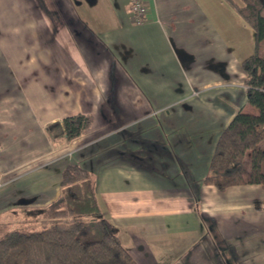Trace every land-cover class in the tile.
Returning <instances> with one entry per match:
<instances>
[{"label": "crops", "instance_id": "obj_1", "mask_svg": "<svg viewBox=\"0 0 264 264\" xmlns=\"http://www.w3.org/2000/svg\"><path fill=\"white\" fill-rule=\"evenodd\" d=\"M145 1L135 24L130 0H2L0 228L39 221L77 165L137 264H264V188L204 183L249 109L233 46L248 26L226 0ZM77 114L91 127L53 142Z\"/></svg>", "mask_w": 264, "mask_h": 264}, {"label": "trees", "instance_id": "obj_2", "mask_svg": "<svg viewBox=\"0 0 264 264\" xmlns=\"http://www.w3.org/2000/svg\"><path fill=\"white\" fill-rule=\"evenodd\" d=\"M226 1L254 32V53L241 61L249 109L240 110L221 133L204 183L220 191L245 184L264 188V0ZM92 122L91 115L77 114L46 131L53 142L64 136L68 145ZM61 186L60 196L41 210L37 229L12 230L0 238V264H137L103 216L90 173L69 165Z\"/></svg>", "mask_w": 264, "mask_h": 264}, {"label": "rangeland", "instance_id": "obj_3", "mask_svg": "<svg viewBox=\"0 0 264 264\" xmlns=\"http://www.w3.org/2000/svg\"><path fill=\"white\" fill-rule=\"evenodd\" d=\"M234 1L240 2V0H234ZM9 5H10L9 3H7V2L4 3L1 0L0 1V12H3V11L6 12L8 9H11L12 6L9 8L8 7ZM13 9L22 11L23 10V4L22 3H16L13 5ZM247 26H248L247 29H239V30L237 29L239 34L235 35V39L233 40V46L239 49L238 53H240L242 55V57H244V58L247 56H250L254 53V46H255L253 29L248 24H247ZM5 54H6V52H5ZM4 71H5V68H4V66L1 65V67H0V80H1V82L3 80H6V78L3 77V75H5ZM0 86H2V85L0 84ZM0 89L2 90V87H0ZM41 220H42V217L39 218V221L32 219L31 223H29L28 225H23V223L21 224L18 221L16 223L15 227L9 228L10 229L9 231L5 230V227L0 228V235L3 236V235H5V233H8L12 230H19V231H27V230H32V229L35 230L40 226ZM2 233H4V234H2Z\"/></svg>", "mask_w": 264, "mask_h": 264}, {"label": "built area", "instance_id": "obj_4", "mask_svg": "<svg viewBox=\"0 0 264 264\" xmlns=\"http://www.w3.org/2000/svg\"><path fill=\"white\" fill-rule=\"evenodd\" d=\"M129 10L133 23L142 24L146 22L148 7L145 0H130Z\"/></svg>", "mask_w": 264, "mask_h": 264}]
</instances>
